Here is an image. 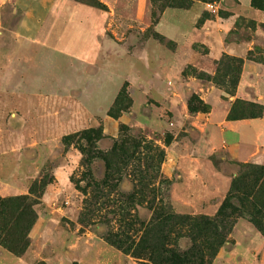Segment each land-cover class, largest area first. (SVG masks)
Segmentation results:
<instances>
[{
    "label": "rangeland",
    "instance_id": "obj_1",
    "mask_svg": "<svg viewBox=\"0 0 264 264\" xmlns=\"http://www.w3.org/2000/svg\"><path fill=\"white\" fill-rule=\"evenodd\" d=\"M16 1L0 0V197L34 183L44 193L25 250L0 243V264H264L249 217L229 209L224 228L216 221L242 165L264 163L223 145L237 98L197 77L225 55H264V10L253 0H67L87 8L49 17L31 39L18 30L32 0ZM256 183L245 175L239 187Z\"/></svg>",
    "mask_w": 264,
    "mask_h": 264
},
{
    "label": "trees",
    "instance_id": "obj_2",
    "mask_svg": "<svg viewBox=\"0 0 264 264\" xmlns=\"http://www.w3.org/2000/svg\"><path fill=\"white\" fill-rule=\"evenodd\" d=\"M88 5L106 9V4L101 0H80ZM253 5L264 10L263 4ZM185 4V8H188ZM249 60L258 63L263 62L264 55L260 53L255 55V51L251 50L247 56ZM245 59L237 56L225 55L217 62V68L214 75L208 72H199L197 77L214 82L224 91L225 97L234 96L241 80L243 65ZM264 114V105L250 100L237 98L228 113V120H242L247 118H259ZM247 167L246 170H239L238 176L235 177L231 192L226 198L221 210L218 213L217 220L220 221L222 228L228 221L229 212H240L249 217L253 224L264 234V165L255 164L242 165ZM249 175L257 180V183L250 187L242 186L245 191H241L239 187L240 180ZM242 192V194H240ZM43 186L38 190V186L32 184L28 195L1 198L0 197V243L10 251L20 254L27 246V231L32 226L33 219L36 216L34 205L38 203L43 195ZM237 203V207L234 203ZM245 211L242 210V208ZM230 209V211H229ZM232 215V213H231ZM18 236L20 248L18 249L17 241H13V237Z\"/></svg>",
    "mask_w": 264,
    "mask_h": 264
},
{
    "label": "crops",
    "instance_id": "obj_3",
    "mask_svg": "<svg viewBox=\"0 0 264 264\" xmlns=\"http://www.w3.org/2000/svg\"><path fill=\"white\" fill-rule=\"evenodd\" d=\"M26 0H17L16 3L20 6L26 4ZM244 4L250 6L251 0H245ZM78 7H85V4H74L67 0H32L25 7L24 17L18 30V34L21 38L39 39L40 27L43 21H47L49 17L58 18L68 14L67 10H75ZM65 14V15H62ZM92 36L90 37V45L88 49L94 53L99 48L97 44V35L99 33V25L94 26ZM75 41L69 43V49L76 51ZM224 45H222L223 47ZM251 48V47H250ZM249 48V49H250ZM247 51H242L241 55H244ZM264 65L263 62L258 63L256 61H246L241 74V80L237 88V92L234 98H240L250 101L259 102L264 105V82L261 81V70L260 66ZM252 90V91H251ZM229 112V111H228ZM225 116V114H224ZM225 129H223V138L221 142L223 145L230 148L233 154L240 160L250 161L255 160L256 162L264 163V142H262V134L264 133V114L259 118H247L242 120H223L222 121ZM247 125L256 128V133L252 140L242 135L236 140H230L227 137V131H233L237 126L246 127ZM256 135V136H255Z\"/></svg>",
    "mask_w": 264,
    "mask_h": 264
}]
</instances>
